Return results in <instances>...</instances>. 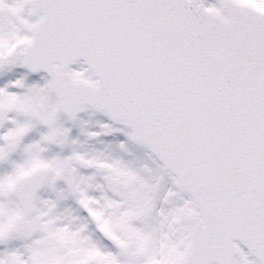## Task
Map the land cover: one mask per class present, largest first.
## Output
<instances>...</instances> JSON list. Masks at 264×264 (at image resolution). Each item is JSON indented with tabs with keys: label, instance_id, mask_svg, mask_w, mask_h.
<instances>
[{
	"label": "snow or ice",
	"instance_id": "snow-or-ice-1",
	"mask_svg": "<svg viewBox=\"0 0 264 264\" xmlns=\"http://www.w3.org/2000/svg\"><path fill=\"white\" fill-rule=\"evenodd\" d=\"M0 264H264V0H0Z\"/></svg>",
	"mask_w": 264,
	"mask_h": 264
}]
</instances>
